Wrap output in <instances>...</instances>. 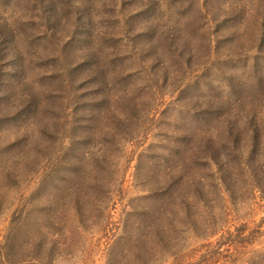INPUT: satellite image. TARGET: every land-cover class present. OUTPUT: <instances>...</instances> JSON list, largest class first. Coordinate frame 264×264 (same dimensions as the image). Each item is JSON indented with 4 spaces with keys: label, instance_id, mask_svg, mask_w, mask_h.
Segmentation results:
<instances>
[{
    "label": "rangeland",
    "instance_id": "374dc122",
    "mask_svg": "<svg viewBox=\"0 0 264 264\" xmlns=\"http://www.w3.org/2000/svg\"><path fill=\"white\" fill-rule=\"evenodd\" d=\"M133 226L131 264H264V0H0V264Z\"/></svg>",
    "mask_w": 264,
    "mask_h": 264
},
{
    "label": "trees",
    "instance_id": "16d2710c",
    "mask_svg": "<svg viewBox=\"0 0 264 264\" xmlns=\"http://www.w3.org/2000/svg\"><path fill=\"white\" fill-rule=\"evenodd\" d=\"M185 179H186V177H185V175H184V181H185ZM146 200V199H145ZM21 213V212H20ZM18 214V215H21V214ZM134 216L133 215H131L130 217H129V219H131V218H133ZM16 219H20L19 217H17V215H16V217L14 216V219H13V222H12V226H11V228L12 229H14V227L15 226H17V225H14L15 224V220ZM134 232H135V229H134V226L132 227V230H129V231H127L126 233H125V236L124 237H122L117 243H116V245H114V247H118V249L120 250V248L121 249H123L124 251H125V253H126V255L127 256H124V260H126L129 264H131V259H129V255H131L130 254V252L133 254V255H135L136 257H139L140 256V251H135V252H133V250H134V248H136V244L137 243H139L141 240H137L136 238H135V234H134ZM113 247V248H114ZM116 250L117 249H114V254H113V256H112V263L109 261L108 262V264H119V262H118V258H117V256H118V254H119V251H117L116 252ZM116 252V253H115ZM121 255V254H120ZM116 256V257H115ZM38 263L39 264V261L38 260H36V261H32V262H30V263H28V262H25V263H27V264H33V263ZM40 264H43L42 262H40Z\"/></svg>",
    "mask_w": 264,
    "mask_h": 264
}]
</instances>
